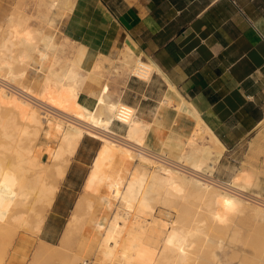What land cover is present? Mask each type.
<instances>
[{
    "label": "bare ground",
    "instance_id": "obj_1",
    "mask_svg": "<svg viewBox=\"0 0 264 264\" xmlns=\"http://www.w3.org/2000/svg\"><path fill=\"white\" fill-rule=\"evenodd\" d=\"M47 2L49 13L45 23L54 27L58 15L63 16L62 9L72 11L75 0ZM7 30L3 46L25 44L36 64H54L55 50L61 47L55 41L57 35L42 34L25 20L13 18H9ZM24 56L26 52L19 55L21 61ZM100 56L89 66V75L72 63L66 70L61 69L62 74L57 73L61 75L58 79L53 78L55 72L50 70L52 77L41 80L35 90L12 81L19 76L28 77L36 69L20 74L10 69L4 74V67L12 68V64L0 56V109L12 115L9 119L13 120V125L3 127L1 134L12 142L16 139L10 151L19 154L0 160V228H9V234L6 233L11 236L8 239L2 233L6 236L3 240L8 241L0 242V264H6L19 230L35 236L41 234L72 160L87 136L96 137L102 146L91 164L83 193L59 244L41 240L30 264L38 260L44 264H77L78 260L83 264L189 262L194 239L204 232L203 228L181 226L179 218L169 222L157 217V198L197 201L209 209L212 221L220 225H228L246 213L256 226L264 229V201L253 189L254 173L239 168L226 185L205 181L227 148L158 65L151 58L146 61L136 56L129 45H124L117 58ZM105 62L113 70L112 81L122 86L127 82L125 71L145 82H150L154 74L165 81L169 89L152 121L129 105L132 117L123 125L125 132L120 133L114 125L116 110L125 103L122 96H113L108 83L93 100L85 94L88 80L107 79L103 75L107 69L97 70ZM174 122L181 129L172 130ZM263 123L264 119L259 125ZM40 134L57 145L45 149L35 146ZM43 153L48 155V161L42 160ZM228 229L233 226L228 225ZM241 240V235L234 232L228 249L215 251L211 264H244L242 255L237 262L231 258L232 244ZM206 242L219 241L208 238ZM85 253L93 256L91 263L82 256ZM249 264H264V259L257 258Z\"/></svg>",
    "mask_w": 264,
    "mask_h": 264
},
{
    "label": "crops",
    "instance_id": "obj_2",
    "mask_svg": "<svg viewBox=\"0 0 264 264\" xmlns=\"http://www.w3.org/2000/svg\"><path fill=\"white\" fill-rule=\"evenodd\" d=\"M62 30L86 48L85 71L100 54L117 58L124 45L151 58L231 156L254 139L264 119V0H75ZM144 82L90 79L85 94L93 100L108 83L152 121L169 88L156 74Z\"/></svg>",
    "mask_w": 264,
    "mask_h": 264
},
{
    "label": "rangeland",
    "instance_id": "obj_3",
    "mask_svg": "<svg viewBox=\"0 0 264 264\" xmlns=\"http://www.w3.org/2000/svg\"><path fill=\"white\" fill-rule=\"evenodd\" d=\"M47 1L48 0H0V56L1 58L10 61L12 64V68L5 66L3 73L7 74L10 69L17 74H20L25 70L36 69L37 72H31L28 77L19 76L14 82L12 81L13 84L15 83L25 89H37V85L41 80H43L45 77H52V73L49 72L50 70H54L55 72L53 78L58 79L61 76L58 74H62L69 64L72 63L75 64L83 74L89 75L88 68L90 65L94 64L96 60L92 59L90 65H88V68L85 71L82 67V62L86 55V48L83 46H79L77 48L75 44L71 43V41L64 36L62 30L63 21L68 16L70 11H65V9H62L63 16L58 15L54 27H48L46 25V16L49 13L47 11ZM9 18H13L14 20H25L27 25H30V27L32 26L33 30L39 31L42 34L50 33L55 36L57 35L55 37V41L60 43L61 47L55 50L56 57L54 59L55 62L53 65L47 67L41 65L40 63L36 64V62L33 61L34 57L30 56L33 55L31 49L25 44L12 45L11 43H7L6 46H3V40L9 31L7 30ZM40 38L41 35L38 36V39ZM22 52H26V56H24L23 60L21 61L19 55ZM100 57L101 56L99 55L98 58ZM61 69L64 70L62 71ZM106 69L107 72L103 75L108 79L109 82H111L114 80L111 79L114 76L112 75L113 70L111 66L107 65L105 62L104 65H102L97 70L102 71ZM125 72L126 73H124V77L126 76V79L128 80L130 77L129 71ZM96 77H98V75ZM85 89L87 88L85 87ZM114 94H117V92L112 91L113 96ZM11 116L12 115L8 114L6 111L0 109V160H4L11 154L14 156L19 155L18 153H12L10 151L12 148V143L16 139L12 142L11 139L3 137L1 134L3 127L13 125V120L9 119ZM173 117L174 115L171 113L170 119ZM116 124L118 123L115 122V125ZM118 125L120 126V124ZM125 128L123 129L122 133L125 132ZM171 128L172 130L181 129L175 122L171 124ZM253 137L254 139L252 141L243 143L232 156L227 153V150H225L221 161L219 164H216L215 175L220 180H224L229 183L236 174L237 169H248L256 176L253 189L258 195L261 196L262 200L264 201V123L258 127V130L253 135ZM22 139H24V137H22ZM36 140L37 142L34 140L35 146L42 145L43 149L47 148L48 146L57 145L56 142L47 139L43 134H40ZM100 146H102L101 142L96 137L87 136L84 138L77 157L72 160L70 168L68 169L65 181H63L64 183L61 185V190L59 191L55 203L50 210L51 213L50 211L48 213L47 220L41 234L35 236L24 232L23 230H19L16 238V244L14 247L12 246L10 248L11 250L9 256L7 257L6 264H30L33 262L35 257L34 252L41 240L51 244H59L60 239H62V233L70 218V215L72 214V210L76 204V201L83 193V184L85 183L84 180L88 171L90 170L92 160ZM7 153L10 154L8 155ZM42 160L48 161V155L46 153H43ZM195 202L193 200H179L178 198L172 199L170 201L160 200L157 198L154 201L156 209L155 215L157 217H162L164 220L169 222L175 221L179 218L181 219V226L186 225V227L189 228H203L204 232L197 235L194 239L195 243L194 247L191 249V260L182 264H209V262L211 264V260L214 261L215 251L221 252L223 249H228V244H231V237L234 232L240 234L242 240L241 242L232 244L234 248L232 249L231 258L233 261L237 262L241 255L244 264H249L257 258L264 259V229L256 226L254 222L248 218L246 213L235 217L232 221H229L228 225L233 226V229H228V225H220L213 222L209 209H207V207L204 205L200 206L197 201ZM147 219L152 222L151 217H147ZM235 221L238 226L235 224ZM8 230L9 228L6 227H3V229L0 228V242H4V244H6L8 239L11 237L8 235ZM3 232L5 235L8 233V239L6 238L3 240V237H6L5 235L2 236ZM76 238H78V236ZM208 238H214L219 242L216 244H209V242H206V239ZM1 248L2 247L0 246V249ZM84 255L85 259H88L90 263L93 261L92 255L89 256V253H85L82 256ZM44 263V261L40 260L35 262V264ZM174 263L179 264L173 261L166 262L165 264ZM77 264L83 263L81 260H78Z\"/></svg>",
    "mask_w": 264,
    "mask_h": 264
},
{
    "label": "built area",
    "instance_id": "obj_4",
    "mask_svg": "<svg viewBox=\"0 0 264 264\" xmlns=\"http://www.w3.org/2000/svg\"><path fill=\"white\" fill-rule=\"evenodd\" d=\"M129 105L130 104L124 103V105L118 107L119 109L116 110V119H115L116 123L120 125H125L127 121L131 119L132 111ZM215 174H216V171H214L212 175H208L205 181L211 184H218V185L228 184L227 181L220 180Z\"/></svg>",
    "mask_w": 264,
    "mask_h": 264
}]
</instances>
